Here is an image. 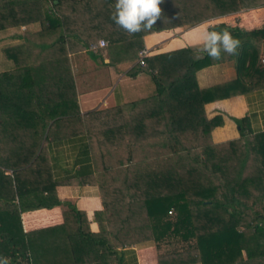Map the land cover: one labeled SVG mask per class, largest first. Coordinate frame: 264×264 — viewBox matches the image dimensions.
Segmentation results:
<instances>
[{
	"label": "trees",
	"instance_id": "obj_1",
	"mask_svg": "<svg viewBox=\"0 0 264 264\" xmlns=\"http://www.w3.org/2000/svg\"><path fill=\"white\" fill-rule=\"evenodd\" d=\"M34 1L44 17L21 30L17 6ZM114 4L0 0V35L9 41L4 59L13 63L0 71V256L11 264H126V248L153 245L156 264H264V130L240 125L238 137L213 142L221 119L204 109L214 99L264 86L257 49L264 26L214 24L241 46L236 76L208 87L197 84L196 71L215 60L197 44L138 62L145 34L264 7V0H163L153 28L134 35L112 21ZM67 38L92 56L106 53L107 63L134 62L131 74L146 72L151 91L80 114ZM100 40L107 43L90 48ZM76 136L88 153H127L123 173L98 185L102 208L94 212V231L83 210L56 195L60 183H95L91 170L63 180L55 173L53 142ZM46 145L53 180L42 183ZM59 204L64 222L42 227L54 222L48 208ZM41 207L48 208L31 218L42 228L24 230L22 212Z\"/></svg>",
	"mask_w": 264,
	"mask_h": 264
},
{
	"label": "crops",
	"instance_id": "obj_2",
	"mask_svg": "<svg viewBox=\"0 0 264 264\" xmlns=\"http://www.w3.org/2000/svg\"><path fill=\"white\" fill-rule=\"evenodd\" d=\"M20 24L29 23L42 18L43 12L40 4L36 1L19 5L17 7ZM226 23L250 30L264 26V7L248 9L229 15H220L202 21L190 27L179 26L169 30H162L148 33L143 36V44L148 49L149 55L167 52L186 45L197 44L199 40L201 26L204 24ZM259 56L264 53V41L257 43ZM66 47L70 59L71 70L73 72L76 99L79 113L83 114L95 108H104L114 105L116 102H123L130 97L143 96L151 91L148 74L139 71L135 75L131 74V67L134 62L107 63L106 53L90 55L85 48L71 38L66 39ZM236 55L222 54V59L214 61L196 71V81L200 87H208L214 84L228 81L236 76L235 64ZM206 116L217 115L221 123L211 131L213 142H220L236 138L240 132V125H244L247 130H264V86L242 93H236L228 97L214 99L204 104ZM245 120L239 123L241 118ZM163 138H158L161 141ZM53 165L58 180H63L71 176L72 171L81 170V173L91 170L95 177V183H60L56 185V195L61 202L69 201L78 209L85 212L88 225L91 231L97 230L94 221V212L102 208L98 185L100 181H105L113 176L123 173V166L126 152H119L121 149H112L97 154L101 167L103 164H110L113 167L112 173L97 171L96 156L86 150V141L82 137L76 136L68 139L53 142L52 146ZM50 153L48 146L43 147L41 161L44 165L42 173L38 174V181L47 183L53 180L52 172L48 170ZM51 169V168H50ZM103 170V169H102ZM72 177V176H71ZM18 179V178H15ZM22 179V178H21ZM20 180V178H19ZM18 183V180H17ZM64 205H54L52 207H41L24 211L21 214V222L24 230H35L42 227L56 226L64 222L62 210ZM48 208L54 222H47L42 227H35L37 218H31V214L39 209ZM24 214H28V222L25 224ZM57 219V220H56ZM31 223V224H30ZM126 264H156L157 251L153 245L132 247L125 249ZM196 264V263H189Z\"/></svg>",
	"mask_w": 264,
	"mask_h": 264
},
{
	"label": "clouds",
	"instance_id": "obj_3",
	"mask_svg": "<svg viewBox=\"0 0 264 264\" xmlns=\"http://www.w3.org/2000/svg\"><path fill=\"white\" fill-rule=\"evenodd\" d=\"M163 0H115L112 21L129 35L150 30L161 17L160 4ZM216 25L201 26L197 46L201 53L207 54L212 60L219 61L222 54L239 55L241 41L224 29L217 31ZM107 43V42H102ZM168 53L172 50H167ZM0 264H11V259L0 256Z\"/></svg>",
	"mask_w": 264,
	"mask_h": 264
},
{
	"label": "rangeland",
	"instance_id": "obj_4",
	"mask_svg": "<svg viewBox=\"0 0 264 264\" xmlns=\"http://www.w3.org/2000/svg\"><path fill=\"white\" fill-rule=\"evenodd\" d=\"M19 6V5H18ZM17 6V7H18ZM43 12V11H42ZM44 17V15H42V18ZM41 18V19H42ZM18 22H19V19H18ZM33 22V21H32ZM32 22H30V23H32ZM30 23H22V24H20V22H19V26H20V29L21 30H23L25 27H27V25L28 24H30ZM184 27H186V26H184ZM13 32V31H12ZM14 42V41H13ZM9 44V41H8V39L6 38V37H4L3 35L1 36L0 35V71L1 70H5V69H7L8 68V66H13V63L11 62V61H7V60H5L4 59V51H3V47H6V45H8ZM94 154H95V156H96V165H95V167H96V175H97V171H102V169H103V166L101 167V164H100V160H99V158H97V153L96 152H94ZM105 167H109L110 169H111V167H113L112 165H110V164H103ZM101 182V181H100Z\"/></svg>",
	"mask_w": 264,
	"mask_h": 264
},
{
	"label": "built area",
	"instance_id": "obj_5",
	"mask_svg": "<svg viewBox=\"0 0 264 264\" xmlns=\"http://www.w3.org/2000/svg\"><path fill=\"white\" fill-rule=\"evenodd\" d=\"M104 40H100L97 44H90V48H95L97 45L102 46L105 45ZM149 51L147 48L143 47L139 52H138V62L140 65H144V58L148 55ZM260 63L264 65V53L261 54L260 56ZM19 264H24V263H19Z\"/></svg>",
	"mask_w": 264,
	"mask_h": 264
}]
</instances>
